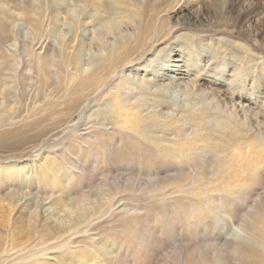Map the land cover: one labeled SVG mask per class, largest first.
Segmentation results:
<instances>
[{
	"label": "bare ground",
	"instance_id": "1",
	"mask_svg": "<svg viewBox=\"0 0 264 264\" xmlns=\"http://www.w3.org/2000/svg\"><path fill=\"white\" fill-rule=\"evenodd\" d=\"M92 3L98 6L97 0ZM176 5L170 4L163 10L144 7L138 13L141 26L134 29L135 45L131 37L122 35L115 50L107 51V60L100 56L86 66L80 61L78 44L71 47L70 53L66 46L61 49L54 45L34 52L27 44L25 56L29 58L28 67L33 69V74H29L20 71L15 52L9 47L10 51L4 49L2 38L9 33L14 14L22 17L27 30L38 35L43 25L42 1L0 0V201L4 192L10 195L18 191L24 178L25 167L13 169L5 166L4 161L23 160V150L36 146L52 131L66 125L86 91L99 87L114 70V62L122 68L142 55H135L134 48L163 43L167 34H162L159 14L169 10L178 13ZM101 26L103 33L114 28V24L108 23ZM120 50L125 51L121 57L117 55ZM160 56L163 59L150 69L153 57L136 63L131 74L119 76L106 88L102 97L105 105L100 110L102 119L94 121L87 115L83 129L64 126L62 135L56 138L58 143L52 146L59 148L51 151L56 161L50 165L75 172L76 176L71 174L65 185L79 181L81 187L80 177L90 154L94 156L90 174L99 177L92 191L102 188L106 192L100 198H92L94 194L86 182L77 191V198L63 194L44 208L66 207L70 212L74 203L70 205L68 201L79 200L75 217L68 213L60 218L44 211L38 225L33 224L37 221V206L27 200L25 204L19 202V214H23L10 221L9 229H4L6 226L0 221V264H86L84 259L90 255V264H149L150 254L160 251L164 238L176 228L182 237L188 238H181L185 242L172 249L178 254L176 260L173 256V264H264V205L256 208L253 201L248 207L243 205L253 190L262 188L258 183H264V135H247V131L236 129L239 125L246 127L235 118L237 113L250 115L243 104L230 112L219 110L226 118L214 115L197 120L193 109L169 103L166 91L183 85L179 80L188 79L186 73L191 64L186 61L181 65L178 54L172 51ZM173 82L175 86H171ZM201 84L206 87V83ZM26 87H32L36 96L30 114L27 108L20 111L18 101H10L6 96V88L14 94L17 91L21 97ZM60 91L63 93L59 94ZM203 126L215 134L202 131ZM116 162L123 168L136 164L154 171L159 165L176 172L149 176L150 180L142 185L145 194L136 207L117 205L120 199L130 202L133 197L106 189L115 179L105 172ZM94 166L101 169L95 170ZM40 170H32L27 183L41 187L42 182L37 184L43 177ZM57 171H52L53 179ZM85 199L94 203L85 206ZM253 209L257 213H252ZM224 216L245 231L244 240L219 233L217 222ZM49 251L57 254L52 257L56 260L39 262L47 260L44 257ZM165 263L162 258L157 264Z\"/></svg>",
	"mask_w": 264,
	"mask_h": 264
},
{
	"label": "rangeland",
	"instance_id": "2",
	"mask_svg": "<svg viewBox=\"0 0 264 264\" xmlns=\"http://www.w3.org/2000/svg\"><path fill=\"white\" fill-rule=\"evenodd\" d=\"M23 1L27 2L29 0ZM41 1L43 6V25L38 35L27 30L28 28L24 24L22 17L14 14L15 17L13 16L12 21H10V31L2 38L4 49L6 51L11 49V51L15 52L20 63L18 68L24 73L33 74V69L28 67L29 58L25 56V46L27 44H31L30 47L34 52H43L49 45H54L56 48L61 49L66 46L65 50L69 52L72 50V46L74 47L78 44L80 45V61L83 66H86L89 63H94L100 56L104 57L103 61L107 60V51L115 50L116 41L122 35L131 37L135 45L134 29L141 26V18L138 13L144 7L150 6L155 10H163L170 4L174 6L178 3L175 9L179 8L178 13L169 10V12H161L159 14L158 22L163 25L162 34H167L163 43L157 46H152V43H148L147 46L134 48L136 51L135 55L139 53H142V55L138 60L134 59L133 63L131 62L122 68L114 62V70L108 74L105 81L99 86L100 88L96 87L86 91L87 93L82 102L76 107L67 122H71L70 125L66 126V123L65 127L75 126L83 129V127L87 126V115L88 117L90 116L88 119L94 121L102 119L100 110L103 107L102 105H105L102 97L106 88L110 87V84L114 83L121 75L131 74L136 63H143L148 58L153 57L154 60L152 58L148 68L150 69L151 66L153 67L158 63L157 61L160 58V61L163 59L160 55L172 51V53L178 54L181 65L184 66V62L187 61L189 62L188 64H191V68L186 73L188 79L179 80L183 85L175 87V90L169 88L166 91L165 96L169 99V103L178 108L193 109L197 120L214 115H221L226 118V114H222L219 110L230 112L233 107L239 108L243 104L249 110L250 115L244 116L241 113H237L235 118L243 121L246 127L239 125V127L236 126V129L247 131V135H264V0H97L98 6H95L92 0ZM118 13L121 14L120 18H117ZM104 23H108L110 26L114 24L113 30L103 33L101 25ZM178 25H181V27L178 28ZM124 53V50H120L117 55L121 57ZM155 58L157 59L155 60ZM194 65L195 68H193ZM138 73L136 72L135 75H139ZM232 73H235V75H232ZM231 76L234 79H231ZM215 80L217 81L215 82ZM165 82L168 83L170 81L165 80ZM201 82L206 83V87ZM171 86H175V83ZM31 88L26 87L21 97L17 95V91L14 94V91L6 88V96L10 101H18L20 111L24 112L26 108H31L32 100L36 97L34 96V89ZM204 88L206 89L204 90ZM61 93L63 91L59 92V94ZM243 100L248 101L249 104ZM10 106L12 107L11 104ZM26 111L30 114L33 110L29 109ZM64 126L52 131L36 146L23 150V160L21 158V160L15 162L13 160L4 161L5 166L13 169L16 168L18 170V167H25L23 170L24 178L21 183L23 186L21 185L18 191L10 195H6L4 192V199L0 201V221L6 226L4 229H9L10 221L23 214H19L21 208L18 204L19 202L25 204V200L37 206V210L35 209L37 221L35 223L32 221L33 224H40L41 214L45 212L60 215V218L68 213H70L71 217H75L79 212L76 208L79 200L68 201L70 205L74 203L70 207V212L66 207H62V211L56 207L45 209L52 203L53 199L58 198L60 195L68 194L70 198H77V191L82 186H85L86 182H88V188L91 191L97 186L99 177L96 175L93 177L90 174V169L94 165V156L90 154L85 159V171L80 177L82 183L80 188L79 181H71V183L65 185L71 179V174L76 176L73 170H59L61 165L60 167L54 164L53 166L50 165L56 159L52 157L51 151L59 148H53L52 146L58 143L56 138L62 135ZM202 131L215 134V132L212 133L213 130L206 126L202 127ZM222 132L227 133L224 130ZM117 163L107 168L108 172L104 170L105 174L108 173L106 175L110 179H115L106 189L118 192L123 197H133L132 201H130L133 204L126 199H120L117 205L128 204L136 207L140 202V196L145 194L142 185L150 180L149 176H154L155 174L168 175V172L171 173L169 175H174L176 172L175 169L171 170L173 168L167 166L158 165L153 168L154 171L152 169L150 171V169L143 166L137 165L136 167V164H132V167L124 166L123 168ZM39 168H41L40 171H43V177L38 180L37 184L42 182V188L39 185L31 186L27 183L31 171L39 170ZM94 168L99 170L101 166H94ZM47 170V173L44 172ZM50 170H59L54 179ZM261 177L264 179V171L261 172ZM137 178L139 179L137 180ZM258 184L262 188L253 190L247 196L248 199L245 200L247 206L243 204L244 207H248L255 202L256 208L264 205V183ZM105 192V189H96V191H92V194H94L92 198L94 196L100 198ZM92 203H94L92 199H85L84 201L85 206H90ZM251 212L257 213V210L253 209ZM154 217L155 214H152L151 218ZM225 218L224 216L217 222L219 233L227 237L234 235L236 239L244 240L245 231L239 226L236 227L237 223L235 224V222L227 218L225 220ZM158 226L161 228V225ZM169 233L171 235L168 234L170 236L164 238L161 248H158L160 251L157 250L159 255L156 251L154 254H150L151 257L148 258L149 264H157L162 258L165 259V264H173L176 260L178 254L173 253L172 249L178 247L180 242H185L181 241V238L185 240L184 238L188 237H184V235L182 237L178 228L169 231ZM106 241L103 243L104 245H106ZM108 248H111V246ZM51 252L49 251L44 257L47 260L39 262L51 263V261L56 260L52 257L57 254ZM84 261L86 264H90L92 262L91 255L85 258Z\"/></svg>",
	"mask_w": 264,
	"mask_h": 264
}]
</instances>
